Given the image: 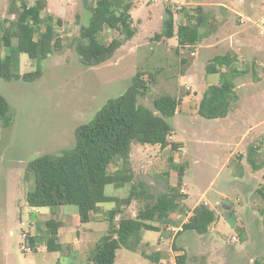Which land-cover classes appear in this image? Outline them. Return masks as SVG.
Returning <instances> with one entry per match:
<instances>
[{
	"label": "rangeland",
	"instance_id": "374dc122",
	"mask_svg": "<svg viewBox=\"0 0 264 264\" xmlns=\"http://www.w3.org/2000/svg\"><path fill=\"white\" fill-rule=\"evenodd\" d=\"M9 1L0 0V24L13 18L8 12ZM24 1L28 5L36 2ZM184 1L180 11L171 13L174 32L187 21L186 12L196 15L200 8L205 22L199 28L202 38L197 43L179 46L175 36H157L163 20L170 17L164 0H126L134 34L110 59L96 66L83 65L72 43L90 16L83 0H58L50 5L51 11L46 2L38 13V33L43 31L42 18L51 13L62 46L42 60L20 53L19 71L40 70L38 79L23 82L0 78V93L14 112L10 126H3L0 120V264H93L88 253L107 231V211L93 212L92 220L80 222L72 205L53 210L29 206L25 195L32 190L33 179L26 176L25 167L35 156L72 147L76 127L87 122L107 99L124 92L137 73L149 79L147 92L138 98L140 104L153 108V99L164 94L176 97L179 104L170 119L173 131L167 148L132 143L134 181L145 182L157 196L168 184L177 183V170L171 163L183 165L180 192L186 195L187 213L195 202L221 189L222 198L213 204L216 219L223 216L230 220L236 212L239 224L216 238L215 230L205 234L179 232L167 228L169 223L160 227V237L158 230H143L148 245L141 244L137 250L120 247L113 264H175L176 255L183 252L186 264H197L202 256L206 264H255V260L264 264V231L259 220L264 200L257 192L264 186V0ZM87 3L93 4L91 0ZM1 34L0 27V56L4 53ZM99 37L108 43L123 38L124 30L107 27ZM218 54H227L244 71L234 79L239 98L228 120L206 119L197 113L198 97L209 84L218 82V73L205 72L206 64ZM251 145L258 147L253 156L261 166L257 170L247 159ZM116 165L119 167L121 161L111 163L109 171ZM129 186L107 185L105 193L123 197ZM204 191L207 195L202 196ZM113 204L103 203L107 207ZM140 207L142 201L133 200L121 208L122 214L134 216ZM176 213L180 216H175V226L185 218ZM48 218L57 223V235L52 237L60 244L56 250L46 246ZM23 232L28 238L22 237ZM225 241L232 250L221 256ZM25 243L29 250H21ZM160 246V262L140 254L154 255Z\"/></svg>",
	"mask_w": 264,
	"mask_h": 264
},
{
	"label": "trees",
	"instance_id": "16d2710c",
	"mask_svg": "<svg viewBox=\"0 0 264 264\" xmlns=\"http://www.w3.org/2000/svg\"><path fill=\"white\" fill-rule=\"evenodd\" d=\"M83 1L90 16L88 22L80 26L78 36L72 39V43L83 65L96 66L110 59L123 42L133 36L134 29L129 24L131 18L126 0H96L94 5H89L88 0ZM44 7L42 0H36L33 5H28L24 0L9 1L8 12L13 18L0 24L4 47V53L0 56V78L3 80L32 82L40 77V70L19 71L20 53H25L30 59L42 60L61 49V39L57 36L52 14H45L42 18L43 31H37L36 17ZM168 12L170 17L163 20L157 36H175L179 46L193 45L202 38L199 28L205 21L200 8L196 15L186 12L187 21L179 25L176 32L171 19L172 12ZM107 27L122 28L124 37L104 43L99 34ZM205 72L218 73L219 78L217 83L208 85L203 91L197 113L206 119L223 118L236 107L239 97L234 79L244 71L238 69L227 54H218L206 64ZM142 75L135 74L124 92L107 99L87 122L76 127L72 147L35 156L25 167L26 176L33 179V188L25 195L29 206L72 205L77 208L80 222H87L90 214L97 211L99 203L114 202V206L107 211L106 233L100 236L88 253V260L93 264H113L120 247L135 250L141 241V231L160 230L162 225L168 223L170 213L179 212L187 216L188 210L184 208L186 195L180 192L183 165L171 163V167L177 170V184H168L166 191L157 196L152 195L145 182L134 181L130 163L132 143L160 147L169 145L168 136L173 131L170 119L179 104V100L169 94L155 97L153 108L140 104L138 98L149 88V79H144ZM0 120L5 127L14 121V112L1 93ZM257 151L256 145L249 146L247 159L255 170L261 167L253 158ZM116 159L121 160V165L110 172L109 166ZM126 183L130 184L126 196L105 193L107 185L118 188ZM263 189L264 186L257 192L264 200ZM133 200L142 201V207L134 216H124L121 208ZM259 211L264 231V208ZM215 219L214 210L200 202L190 210L179 232L205 234ZM45 224L52 236L57 234V223L53 219L46 220ZM29 241L33 239L29 238ZM58 248L60 244L49 238L47 249ZM142 255L153 262L160 260L158 253L142 252ZM186 260L187 255L183 252L176 255L175 264H186ZM197 264H206L204 256ZM255 264L261 262L255 260Z\"/></svg>",
	"mask_w": 264,
	"mask_h": 264
},
{
	"label": "crops",
	"instance_id": "0c3cea01",
	"mask_svg": "<svg viewBox=\"0 0 264 264\" xmlns=\"http://www.w3.org/2000/svg\"><path fill=\"white\" fill-rule=\"evenodd\" d=\"M60 1V0H59ZM42 2H43V4H44V6H46V4L47 5H49V11H51V9H50V5L52 6V5H54V4H57L58 3V0H54V2L55 3H53V2H49V0H42ZM47 2V3H46ZM33 5V4H32ZM51 14V13H50ZM222 70V69H221ZM212 84H215V83H212ZM210 85V84H209ZM205 90V89H204ZM203 90V91H204ZM200 98H201V95L198 97V102H199V100H200ZM238 107H237V111H238ZM227 118H229V115L227 114L225 117H223V118H216L215 120H220V119H223V120H228ZM148 145H150V144H143V145H141L142 147H146V146H148ZM150 146H156V145H150ZM159 146V145H158ZM168 146V145H167ZM167 146H165V147H161V148H167ZM121 161L120 159H116L115 161ZM114 161V162H115ZM173 164H175V163H173ZM111 165V164H110ZM117 168V165L115 166V168H114V170ZM113 170V171H114ZM184 175V174H183ZM183 181V180H182ZM177 184V183H176ZM175 184V185H176ZM170 185V184H169ZM182 185V184H181ZM183 185H185L184 183H183ZM174 186V185H173ZM207 192L208 191H204L203 192V194H202V196H204V195H207ZM185 193L187 194V198H188V193H187V188H186V191H185ZM220 195H223V191L221 190V189H216L213 193H210L209 194V198L208 199H203V203L204 204H206V205H209L210 206V208L211 209H213V204H216L215 203V200L217 199V198H222ZM237 199V198H236ZM236 199H233V202L234 201H236ZM198 202V201H197ZM197 202H195V204H193V206H195L196 205V203ZM103 203H106V202H101V203H99L98 204V209H97V211H95V212H101V210H103V211H108L109 209H111L113 206H114V204L113 205H111V206H105V205H103ZM112 203H114V202H112ZM193 206H192V208H193ZM58 207H62V206H54V207H49L50 209L49 210H53L54 208H58ZM191 208V209H192ZM237 212H238V207L237 206H234L233 207ZM75 210H76V212H77V209L75 208ZM252 214H255V212H251ZM235 217L234 216H232V217H230L231 219L229 220V219H227V220H225L224 219V217L223 216H221L219 219H215V221L211 224V227H209V230L208 231H211L212 232V230H215V232L213 233V235L215 236V238H216V236H225V233H227V231L229 230V229H233V228H236V226H237V224H239L238 223V221H239V216L237 215V213L235 212ZM190 215V211L187 213V216H185V218H183L181 221H179V223L177 224V226H175V225H172V224H174V218H175V216H180L179 214H177L176 212H172V213H170V215H169V217H168V225H169V227H167V228H171V229H174V228H176V230H180L181 229V225L187 220V218H188V216ZM92 216L93 215H91L90 214V219H89V221L90 220H92ZM253 217L252 218H257V217H255L254 215H252ZM48 219H51V218H48ZM47 219V220H48ZM54 220V219H53ZM257 220V219H256ZM259 220L261 221L262 220V218L260 217L259 218ZM177 221V220H176ZM175 221V222H176ZM262 222V221H261ZM142 232H143V230L141 231V241L139 242V244L137 245V247L139 246V245H141V244H144V245H148V240H146V239H144L143 238V236H142ZM165 232V231H164ZM158 233H159V237H160V234H162L163 233V231H161V229L160 230H158ZM210 234H212V233H210ZM57 235V234H56ZM56 235H51V234H48V240H49V238H52V237H54V236H56ZM227 235V234H226ZM172 237H174V236H172ZM31 238H33L32 236H31ZM233 238H235V236H233ZM98 241V240H97ZM96 241V242H97ZM96 242H95V244H96ZM94 244V245H95ZM160 244V243H159ZM94 245H93V247H94ZM161 245V244H160ZM247 245V241H245V242H243V247H245ZM47 246V245H46ZM163 247L162 246H160L159 248H157V250H156V253H158L159 251H161V249H162ZM236 249V248H235ZM234 248H233V250H235ZM129 250H131V249H129ZM135 250H137V249H135ZM228 250H232V248H230V246H228V244L226 243V241L224 242V244L222 245V250H221V256H223L224 255V252L225 251H228ZM117 252V251H116ZM141 255H142V253H140ZM146 254H149V253H146ZM158 255L160 256V253H158ZM143 256V255H142ZM116 257V256H115ZM144 257V256H143ZM146 258V257H145ZM162 260V257L160 256V260H159V262ZM115 261V260H114ZM114 263V262H113Z\"/></svg>",
	"mask_w": 264,
	"mask_h": 264
},
{
	"label": "built area",
	"instance_id": "2783aa9c",
	"mask_svg": "<svg viewBox=\"0 0 264 264\" xmlns=\"http://www.w3.org/2000/svg\"><path fill=\"white\" fill-rule=\"evenodd\" d=\"M91 1L93 2L92 5H94L96 0H91ZM164 1L167 3V9L170 10V12H172L173 14L174 12L180 11L182 9L183 4L185 3L184 0H164ZM191 53L194 54L193 52ZM22 237L24 239L28 238L27 233L23 232ZM20 248L21 250H24V251L30 249L29 246H26V243L22 244Z\"/></svg>",
	"mask_w": 264,
	"mask_h": 264
}]
</instances>
